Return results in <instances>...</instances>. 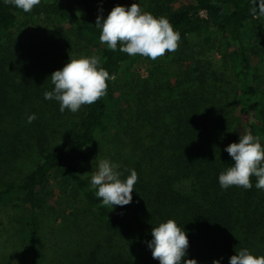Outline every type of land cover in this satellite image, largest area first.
<instances>
[{"label": "trees", "instance_id": "1", "mask_svg": "<svg viewBox=\"0 0 264 264\" xmlns=\"http://www.w3.org/2000/svg\"><path fill=\"white\" fill-rule=\"evenodd\" d=\"M73 1L41 0L25 13L0 0V145L3 139L16 141L26 133L41 154L35 169L21 179L9 177L11 168L0 161V209L13 211L11 224L24 251L20 264H159L147 245L152 228L168 219L187 233L185 260L229 264L230 257L244 248L255 256L264 255V190L255 187V176L250 190L236 186L225 190L218 181L219 174L234 165L224 149L238 143L240 135L250 131L264 146L263 78L245 41L247 25L258 20L250 14L251 0H185L181 7L167 10L164 17L181 37L178 50L164 55L176 61L174 87L165 76L134 79L131 84L124 77L127 91L120 94L122 98L116 79L140 56L120 52L119 45L112 51L100 43L93 4L101 0ZM32 19L53 22L60 30L88 39L99 50L101 66L115 76L107 81L104 97L82 106L70 145L47 148L34 135L55 100L44 99V92L54 85L40 78L43 70L50 69L48 55L33 41L15 36L20 25ZM217 32L228 47L223 55L227 74L241 86L238 109L245 119L241 127L234 113L220 105L216 85L206 86L214 71L205 66L195 69V54L186 49L194 35L211 44ZM36 64L42 69H35ZM183 68L187 69L183 75H177ZM30 71H41L36 88L26 77ZM31 114L37 118L28 123ZM68 114L66 109L58 118L63 122ZM103 146L118 158L115 163L122 179L130 169L138 174L129 205L102 206L91 180L81 174V166L98 158ZM53 178L71 188L83 205L58 220L62 218L64 225L90 224L79 227L75 238L55 244L54 251L43 230L45 191Z\"/></svg>", "mask_w": 264, "mask_h": 264}, {"label": "rangeland", "instance_id": "2", "mask_svg": "<svg viewBox=\"0 0 264 264\" xmlns=\"http://www.w3.org/2000/svg\"><path fill=\"white\" fill-rule=\"evenodd\" d=\"M67 3H73V0H66ZM133 2L139 4L142 11L152 13L156 17L164 16L167 10L181 7L185 0H101L95 2L93 7H96L98 15H105L107 18L111 10L116 6L130 7ZM24 21L19 30L16 32V38L23 42L28 40L36 45L43 55L47 54V61L51 66L47 65L49 70H43L44 74L40 77L45 81H50L53 72L61 70L70 59V56L75 55L77 58L80 55L84 56H99V50L88 39L81 38L70 30H60L53 22L32 19ZM246 45L255 53L256 64L258 65L262 78L264 89V18H259L255 22H251L245 29ZM190 52L189 55L195 54L196 60L194 68L205 66L213 72V76H209L206 86L216 85V92L219 95L218 100L222 101L220 105L226 106L227 109L234 113L238 126H242L245 119L239 113L238 96L241 94V86L239 83L231 80L227 74V64L223 55L228 51L225 37L221 33H216L211 44H206L202 35H194L189 40V45L186 46ZM176 61H170L161 57L153 61L148 58L139 57L132 64L127 65L125 74H121L116 79V90L118 94H123L127 91L124 77L128 83L141 79V81L149 80L154 77L162 78L165 76L169 80L171 88L174 87L175 77L172 71H177ZM190 64V63H189ZM35 69H42L36 64ZM187 69L179 70L177 75L182 76V72ZM41 72V71H39ZM30 71L27 74V79L32 82L36 88L40 78V73ZM125 75V76H124ZM216 79V80H214ZM160 80V79H156ZM51 82V81H50ZM201 89V85L194 86ZM213 90V89H212ZM122 98V95H120ZM122 100V99H121ZM55 105L46 110L47 116L42 119V124L35 126L34 135L41 139V143L47 148L51 145L61 147L63 144H72L77 132L78 123L80 121L83 108L72 113L69 111L68 116L64 119L58 118L60 112L59 103L53 102ZM59 119V120H58ZM30 135L23 133L16 141L13 138L3 139L0 145V161L4 165H9L11 174L9 177L13 179H21L28 175L41 160V154L32 146L34 144ZM49 143V144H47ZM32 144V146H31ZM113 153H109L107 149L100 147L97 156L91 158L80 168L82 176L91 180V172L96 171L98 163L101 159H108L113 163L116 158H112ZM71 188L64 185L60 179H52L46 189V209L43 214V230L44 235L49 239L50 247L54 251V245L63 243L67 238H75L78 228L88 226L86 221H80L77 225L72 223L63 224L62 217L64 214L73 212L75 207L82 208L81 197L76 198ZM13 211L8 209H0V264H20L24 258L21 236L14 224H11ZM62 224L64 228L62 229ZM58 229V230H57ZM55 235V237H54ZM74 236V237H73Z\"/></svg>", "mask_w": 264, "mask_h": 264}, {"label": "clouds", "instance_id": "3", "mask_svg": "<svg viewBox=\"0 0 264 264\" xmlns=\"http://www.w3.org/2000/svg\"><path fill=\"white\" fill-rule=\"evenodd\" d=\"M41 0H4L25 13L31 12ZM257 3L259 7L257 8ZM250 14L253 18H264V0H251ZM95 27L100 29L99 41L108 49L119 51L129 56H141L153 61L166 53L178 50L180 33L175 31L169 19L142 11L139 4L133 2L130 7L116 6L105 19L97 16ZM109 72L101 66L99 56H70L69 62L50 77L54 88L44 92L45 100H55L59 110L66 109L78 112L82 106L92 105L107 94L109 80H114ZM35 114L27 117V122L36 119ZM224 151L234 161V165L221 172L218 177L222 189L236 186L246 190L252 188L251 178L255 176V187L264 190V146L260 137L253 136L250 131L239 136L238 143H231ZM120 165L108 159H101L96 171L91 174V188L102 206H125L132 202L134 185L138 174L134 169L128 170L130 175L122 179L123 173L118 171ZM152 240L148 242L152 258L159 264H197L194 259L185 260L189 247L187 233L179 227L175 220L168 219L153 227ZM213 264H220L214 260ZM229 264H264V255L255 256L244 248L230 257Z\"/></svg>", "mask_w": 264, "mask_h": 264}]
</instances>
